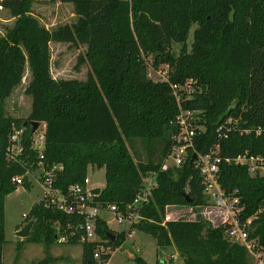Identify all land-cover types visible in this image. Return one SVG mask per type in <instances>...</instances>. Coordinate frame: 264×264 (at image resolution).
<instances>
[{"label":"trees","instance_id":"16d2710c","mask_svg":"<svg viewBox=\"0 0 264 264\" xmlns=\"http://www.w3.org/2000/svg\"><path fill=\"white\" fill-rule=\"evenodd\" d=\"M72 4L78 19L48 29L30 14L34 0H0V8L18 18L15 28L0 39V103L21 85L27 65L31 80L25 93L32 98L27 120L0 116V264H4L3 207L5 196L15 190L14 176L25 173V162L35 160L33 127L44 128L45 164H62L55 187L67 192L83 183L89 166L104 168L106 185L93 203L107 209L131 203L140 191L144 175L159 171L168 155L173 125L179 109L170 83L193 79L200 88L183 106L199 110L206 130L195 149L206 154L216 144L224 157L245 152L264 156V0H51ZM192 50L187 41L193 25ZM88 46L87 58L94 75L86 81L55 79L50 71V44ZM173 43L183 45L178 57ZM151 63V64H150ZM170 66V82L153 81L149 68ZM228 117L240 119L238 127L262 128V133L241 134L232 130L220 139L218 127ZM15 130H23L24 152L20 163L8 161L7 148ZM164 140L157 163L136 164L127 142L132 139ZM219 181L227 194L238 190L244 210L239 219L248 227L249 240L264 250V178L252 177L246 167L221 165ZM28 189V183L24 184ZM191 199L188 203L186 199ZM206 206L202 176L189 160L176 171L160 173L153 199L144 208V221L128 233L113 232L108 223L96 220L102 242L81 241V232L68 243L83 244V264H109L105 249L121 246L134 229L152 233L157 239L169 235L184 264H250L247 248L231 241L226 226L210 227L203 221L165 222L166 205ZM35 220L30 241L58 242L60 229L70 223L76 229L83 218L36 204L25 219ZM71 232V231H70ZM69 232V233H70ZM108 233L116 235L111 242ZM36 235V236H35ZM168 241V239H167ZM105 243V244H103ZM161 245H170L165 242ZM139 264H148L138 259ZM41 264V263H39Z\"/></svg>","mask_w":264,"mask_h":264},{"label":"rangeland","instance_id":"374dc122","mask_svg":"<svg viewBox=\"0 0 264 264\" xmlns=\"http://www.w3.org/2000/svg\"><path fill=\"white\" fill-rule=\"evenodd\" d=\"M30 14L35 16L39 22L48 29H55L66 24H73L78 17L75 14V7L72 4H62L51 0H34L31 5ZM18 18L13 17L10 11L0 8V39H4L15 28ZM197 25H193L187 41V51L192 50L194 42V31ZM183 45L173 43L172 53L178 57ZM88 46L71 45L68 43L53 42L50 44V71L55 79H79L86 81L94 75V69L87 58ZM151 64V63H150ZM166 69V65H161L156 70ZM154 68H149V76L153 81H160V77ZM31 80V72L27 65L25 77L12 95L2 104L0 103V116L3 114L7 118H14L20 121L27 120L32 111V98L25 93ZM44 133V128L38 129L33 142H38V137ZM164 140L135 139L127 142L128 152L136 164L157 163L162 155ZM10 163H20L11 156H7ZM172 163V161H170ZM23 175L14 176L23 178V185L5 196L3 207L4 235L6 243L4 245V264H83V244H60L56 240L50 244L44 242L30 241L28 238L22 239L17 236V232L26 226L32 219H25L32 208L41 203L44 197V186L40 180V171L37 166L26 164ZM106 171L104 168L89 166L88 177L91 186L100 187L102 190L106 185ZM41 181V182H40ZM28 183L29 189L24 185ZM187 206L169 203L166 205L165 222L178 220L203 221L207 226L215 227L221 224L223 218L213 208L204 206L193 209L189 212ZM101 216L108 223L113 232L119 234L128 233L131 229L129 221L120 224L115 216L104 211ZM115 235V234H114ZM36 236V235H35ZM168 239V241H167ZM168 242L170 245H161ZM105 244V243H103ZM105 249L111 255L109 264H139L138 259L145 260L148 264H184V260L171 241L167 238L154 237L152 233L139 229H134L128 235L121 246H109L105 244ZM178 252V253H176ZM251 255V254H250ZM257 260L251 255L249 263L256 264Z\"/></svg>","mask_w":264,"mask_h":264},{"label":"built area","instance_id":"2783aa9c","mask_svg":"<svg viewBox=\"0 0 264 264\" xmlns=\"http://www.w3.org/2000/svg\"><path fill=\"white\" fill-rule=\"evenodd\" d=\"M170 71L169 65H166L165 70H156L160 77V82H170ZM170 87L179 112L173 121L176 132L171 136L168 155L162 162L159 171L148 172L144 175L140 191L134 200L123 208L117 205H110L107 209H104L101 205H95L93 203L94 196L90 193L94 186H91V180L88 176L83 183L70 186L67 192L56 188L55 183L58 180V175L63 171L64 167L62 164L49 165L43 161L44 133L39 135L38 142H33L32 149L37 152V158L33 161L23 162L39 168L40 180L42 181L40 182L44 186V197L42 200L45 206L62 211L67 215H77L83 218V222L79 223L76 229L71 223L65 229V233L61 234L60 229H58V243L67 244L78 232H81V241L102 242L96 232V220L97 218L104 219L101 216L104 211L113 214L120 224L125 221H129L131 226L141 224L144 221V208L150 204L154 191L158 187L159 174L171 170L176 171L191 160L195 169L202 176L204 196L208 200V205L206 206L213 208L223 218L221 224L215 227L226 226L227 237L235 243L244 245L257 260L256 264H264V250H260L257 240H249L248 227L251 225L253 218L248 219L245 223H242L239 219L244 207L241 206V198L237 195L238 190L227 194L219 181L222 164L243 166L247 168L252 177L264 178V156L252 155L247 151L236 157H224L221 154L219 144L213 146L206 154L198 153L195 149L196 141L206 130V127L201 123L203 113L199 110L185 108L183 103L200 93V88L197 85V81L193 79L183 84L170 83ZM239 120L228 117L217 129L219 138L227 139L232 130L239 131L245 135L255 133L259 136L262 133V128L243 129L238 127ZM23 133V130H15L10 136L7 154L16 161H19V156L24 152ZM13 181L15 184L23 185L24 179L15 178ZM202 207L204 206H187L188 210L186 211L191 212L193 209ZM104 250L105 247L103 245L99 246L96 250L95 258L100 260L101 253Z\"/></svg>","mask_w":264,"mask_h":264},{"label":"water","instance_id":"95a60500","mask_svg":"<svg viewBox=\"0 0 264 264\" xmlns=\"http://www.w3.org/2000/svg\"><path fill=\"white\" fill-rule=\"evenodd\" d=\"M27 125H30V126L33 127V130H32L33 134L39 128V124L38 123H29L28 121H26L24 123V127H26ZM101 191H102V189L100 187H96V188L91 189L90 193H91L92 196L96 197V196L100 195ZM185 197H186L188 203L192 202L191 199H188V195H186ZM34 225H35V220H31L26 226H24L21 230H19L17 232V236L22 238V239H26V238L30 237L31 232H32V230L34 228ZM107 236H108V238H109V240L111 242H115L116 241V235H114L112 233H108Z\"/></svg>","mask_w":264,"mask_h":264},{"label":"crops","instance_id":"0c3cea01","mask_svg":"<svg viewBox=\"0 0 264 264\" xmlns=\"http://www.w3.org/2000/svg\"><path fill=\"white\" fill-rule=\"evenodd\" d=\"M59 3V2H58ZM94 188H96V186H94ZM176 253H178V252H176Z\"/></svg>","mask_w":264,"mask_h":264}]
</instances>
